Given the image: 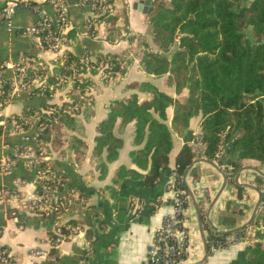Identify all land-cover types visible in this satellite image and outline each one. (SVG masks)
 <instances>
[{"label": "crops", "instance_id": "1", "mask_svg": "<svg viewBox=\"0 0 264 264\" xmlns=\"http://www.w3.org/2000/svg\"><path fill=\"white\" fill-rule=\"evenodd\" d=\"M5 1L0 0V7ZM65 1L69 6L68 30L72 31L66 43V60L67 54L72 53L80 61H87L81 70L82 83H85L83 96L79 95V86L74 89L69 83L61 86L54 82L59 76L57 66H63L66 61L61 64L57 54L42 47L37 40L7 32L0 24V79H13L12 66L16 64L25 66L27 73L34 69L40 73L35 74L28 89L12 96L6 104L0 101V118L20 115L27 106L44 112L48 109L43 107L45 103L58 107L65 104L64 111L72 118L62 123L65 139L44 157L52 160L57 174L64 176L62 191L70 195L72 202L69 209L54 220L62 224L76 220L80 229L53 242L49 234L52 220L24 209L20 200L13 199L9 204L0 203V247H7L18 262L25 264H142L154 230L173 210L174 192L169 187L172 181L169 172L174 168L179 149L185 143H198L200 117H192L184 133L172 132L168 165L160 170L158 181L153 185H147L143 178L135 176V173H146L147 168L138 166L131 155L133 150L141 147L133 141V121L124 126L120 125L119 118L115 121L112 132L122 144L112 159L107 158L106 147L96 152L98 124L107 117L113 101L126 100L136 92L127 86L129 83L148 80L179 100L184 99L187 90L177 94L166 84L167 74L155 77L142 68L139 62L142 50L145 43L152 42L146 15L132 8L137 0H114L117 12L111 16L117 20L113 23L112 41L107 36L104 38L110 25L108 16L98 20L96 30L91 34L84 21L87 8L78 0ZM44 14L53 15L49 4L38 9L19 8L14 13L13 26L25 27ZM130 36H133L131 40ZM105 53L116 54L123 60L120 63L123 73L105 71L104 77L102 62L96 66L90 63L95 56ZM40 66L45 69L39 71ZM72 67L70 65L69 69ZM47 78L52 80L47 84L49 95L46 97L41 92L30 95V90L38 88L37 85ZM166 115L170 123L173 106L166 108ZM24 143L22 133L5 129L0 133V156ZM193 168V172H186L183 177L188 194L183 220L187 247L183 259L176 264H243L254 238L239 240L208 253V227L217 232L226 231L249 220L258 200L260 205L261 191L254 181L257 176H264V166L260 168L257 161L246 159L232 176V182L214 160L196 159ZM20 178H26L30 183L14 184V180ZM33 178V170L20 160L9 172H0V189L11 187L23 194H31ZM236 184L244 186L241 198L237 195ZM138 202H143V209L134 212L135 208H132L130 211V205ZM36 248L46 253L34 255Z\"/></svg>", "mask_w": 264, "mask_h": 264}, {"label": "trees", "instance_id": "2", "mask_svg": "<svg viewBox=\"0 0 264 264\" xmlns=\"http://www.w3.org/2000/svg\"><path fill=\"white\" fill-rule=\"evenodd\" d=\"M149 15L152 43H145L139 62L147 74L155 77L167 74L166 84L172 86L177 94L186 89L187 95L179 100L148 80L129 83L127 86L136 89V92L126 100L113 101L107 117L98 124L96 152L106 147L107 158L112 159L122 144L112 132L115 121L119 118L121 126L133 121V141L141 147L133 150L131 155L138 166L147 168L146 173H135V176L143 178L145 184L153 185L158 181L160 170L168 165L172 132L184 133L190 119L199 116L198 143H185L176 154L174 168L169 172L175 171L180 176L176 181H180L185 189L183 176L185 172H193V161L196 159L216 161L229 182L233 181L232 176L246 159H253L260 168L263 167L264 0L159 1ZM106 16L110 24L107 37L112 41L113 23L117 18L102 14L98 20ZM247 29L251 31V38L246 33ZM69 36H72L71 30H68ZM132 38L129 37L130 40ZM67 55L65 64L58 70L59 74H69L70 65L79 66L78 56ZM95 58V66L101 62L110 65L105 68L106 72H124L120 67L123 60L116 54H98ZM90 63L93 64V61ZM0 80L4 90L0 101L3 102L11 79ZM84 85L75 81L73 87L76 89L79 86L77 89L81 95ZM40 92L46 97L50 93L38 87L30 90V95ZM64 105L58 107L45 103L44 108L55 106L56 109L50 113L27 106L24 114L32 117L37 113L38 119L29 122L32 127L26 136L36 135L44 142L48 141L51 126L56 120L60 124L72 120L64 111ZM168 106H173L170 123L166 115ZM42 125L45 128L42 129ZM3 131L0 126V133ZM25 146L33 148L37 156L43 154L42 148L36 149L30 140L17 148ZM38 164L46 174L53 172L51 161L40 160ZM56 177L64 180V176L59 174ZM39 181L40 178L36 189L40 188ZM54 182L50 180L51 184ZM254 183L261 191V197L253 221L229 234H221L208 227V253L219 245L226 247L230 240L254 238L243 264H264V176H257ZM236 188L241 198L244 186L236 184ZM62 189L63 186L59 185L58 190ZM76 226V220L61 224L62 236L73 233ZM49 234L53 242L59 238L53 232Z\"/></svg>", "mask_w": 264, "mask_h": 264}, {"label": "built area", "instance_id": "3", "mask_svg": "<svg viewBox=\"0 0 264 264\" xmlns=\"http://www.w3.org/2000/svg\"><path fill=\"white\" fill-rule=\"evenodd\" d=\"M78 2L87 8V12L84 15V21L91 34L96 30L95 26L100 15L112 14L116 11L114 0H78ZM44 4L50 5L53 10L52 16L44 14L25 27L14 28L13 16L17 9L29 6L33 9H38ZM0 24L4 25L7 32H15L20 36H29L32 39L37 40L42 47L45 46L47 50L57 54L61 64L66 61V43L69 41V6L65 0H41L38 3L34 2V0H6L0 7ZM105 37L106 33L104 34V38ZM102 64V75H106L104 70L110 65H108L107 62ZM12 68L14 77L10 81L9 90L3 100L4 104L21 90L28 89L33 82V79L27 75L25 66L16 64L13 65ZM45 89L44 86L41 88L42 91ZM3 93L4 90L0 80V94ZM22 123L24 126H27L24 130L15 119L9 117L0 118V126L4 130L6 129L22 133L24 135V140L33 141L35 148L38 149L37 136H26L30 130L29 128L32 127V124L24 121ZM36 154L37 153L33 148L25 146L21 149L16 148L14 151L0 156V172H9L20 160H22L25 162L26 166L35 173L34 178L31 181L34 187L39 178V182L41 183L39 189L34 188V191L27 195L11 187H4L0 189V203L9 204L11 200L18 199L21 201L24 209L46 218H50L52 220V232L59 237L55 241H58L63 237L61 231L62 223L55 221L54 219L69 209V206L72 203L71 198L70 195L64 194L65 192L58 190V186L63 185L61 178H57L56 175H54L52 181L55 182L54 184H51L50 175H46L43 170H38L37 165L40 161V156H36ZM42 157L45 158L44 156ZM171 177L172 181L169 184V187L174 192L172 197L173 210L170 214L163 217L161 224L154 230L152 241L147 248L146 256L142 264H176L181 261L185 255L187 247V230L183 226V220L185 217L184 204L188 200V194L181 182L176 181L180 176L175 171L171 173ZM28 183H30V181L26 178L14 180V184L16 185H25ZM143 206V202H138L137 204L132 203L130 205V211H132V208H135L134 212H139L143 209ZM79 229V226L74 228L75 231H79ZM87 240L89 244L90 240ZM229 242V244H231L236 242V240H230ZM220 248L224 247L219 245L216 248H212V250ZM45 253L46 252L40 248L34 250V255H43ZM0 264L25 263L18 262L7 247L1 246ZM29 264L35 263L31 262Z\"/></svg>", "mask_w": 264, "mask_h": 264}, {"label": "rangeland", "instance_id": "4", "mask_svg": "<svg viewBox=\"0 0 264 264\" xmlns=\"http://www.w3.org/2000/svg\"><path fill=\"white\" fill-rule=\"evenodd\" d=\"M159 1H164V2H166L167 0H152V4H156L157 2H159ZM117 11H114V13H116ZM114 13H112V14H109V15H114ZM151 13V12H150ZM149 13V14H150ZM149 14H144V15H146V17H147V21H148V23H149ZM149 25H150V23H149ZM246 33H247V35H248V37H250L251 38V31L249 30V29H247L246 30ZM107 34V33H106ZM107 36V35H106ZM95 58L93 59V64H94V62H95ZM78 62H79V66L78 65H74L73 64V67H72V69H70V73L69 74H67V75H63V74H59V76L57 77V80L55 81V83L57 82V84L59 83V85H61V86H64V85H66L67 83H69V84H71V87H73L74 86V82L75 81H78V83L80 84V82H83L84 81V79H83V74H82V72H81V70H82V66H83V63H85V62H87V61H85V59H83V61H80V60H78ZM62 65H58L57 67V69L59 70L60 69V67H61ZM45 68L44 67H39L38 68V70L39 71H43ZM81 72V73H80ZM35 74H40V73H38V71H37V69H34L33 71H31V72H29L28 71V73H27V75L31 78V79H33L34 80V77H35ZM80 74V75H79ZM31 75H32V77H31ZM102 76H106L105 74H103ZM81 78V79H80ZM52 80H49L48 78L47 79H45V82L44 83H42V84H40V85H37L39 88H42L43 87V85H44V87L45 88H47V90H48V86H47V84H48V82H51ZM85 82H87V81H85ZM80 96H83V94L81 93V95ZM50 97V96H49ZM56 108H55V106H51V107H48V109L46 110V111H44V112H46V113H50V112H52L53 110H55ZM74 111V110H73ZM37 113H34L33 114V116L32 117H30L29 115H25L24 113H22V114H20V115H17V118H14V116L12 117L13 119H15V121L18 123V124H20V127L24 130L25 129V127H27V126H24V124L22 123L23 121L24 122H27V123H29V122H31L32 123V119L33 120H35V121H37V119H38V115H36ZM31 123H29V124H31ZM63 124L61 123H58V121L56 120L55 121V123L53 124V126H51V129H50V139L48 140V141H46V142H44L42 139H40L39 137H37V143H38V145H37V147H41L42 148V150L41 151H43V154L42 155H40V160L42 161V160H49V161H51L52 162V160H50V159H48L47 157H45V158H43L42 156H44V154L46 153V152H48V153H50V149L51 150H53L54 149V147H57L58 146V144H59V142L60 141H62V140H64L65 138H64V126H62ZM41 128L43 129V128H45V125H42L41 126ZM38 154H36V156H37ZM38 158V157H37ZM53 163V162H52ZM39 165V164H38ZM37 165V166H38ZM53 165H54V163H53ZM48 167V166H47ZM43 170L44 171V168H40V166H38V170ZM53 173H48V174H46V175H50L49 177H50V180H53V178H54V175H57V173H56V169L54 168L53 170ZM36 183H37V181H36ZM34 188H36V184H35V187ZM33 188V189H34Z\"/></svg>", "mask_w": 264, "mask_h": 264}, {"label": "water", "instance_id": "5", "mask_svg": "<svg viewBox=\"0 0 264 264\" xmlns=\"http://www.w3.org/2000/svg\"><path fill=\"white\" fill-rule=\"evenodd\" d=\"M132 8L134 10L138 11V12H141L142 14H149L154 9V4H152V0H137V1L133 2ZM185 175H186V172H185L184 176ZM258 206H259V200H258V202H257V204H256V206H255V208H254L249 220L245 224L241 225L240 227L233 228V229H230V230L219 231V233H221V234L233 233L236 230H238L240 228H243V227H246L249 224H251V222L253 221V218H254V215L256 213V210H257Z\"/></svg>", "mask_w": 264, "mask_h": 264}]
</instances>
